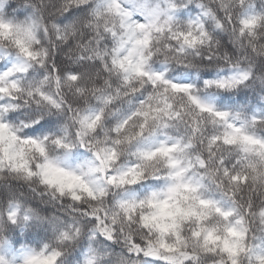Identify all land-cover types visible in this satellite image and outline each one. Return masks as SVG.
Segmentation results:
<instances>
[{"label":"clouds","instance_id":"1","mask_svg":"<svg viewBox=\"0 0 264 264\" xmlns=\"http://www.w3.org/2000/svg\"><path fill=\"white\" fill-rule=\"evenodd\" d=\"M109 3L4 0L0 7V16L31 31L0 39V73H8L0 79L8 89L0 92V123L16 137L0 132V264H148L130 250L131 240L156 238L140 224L152 211L140 202L154 193L163 199L180 182H200L203 195L224 204L235 200L244 215L250 200L264 208V176L254 182L250 169L234 166L235 148L210 151L207 138L224 129L189 99L239 113L264 137V0H120L130 21L145 25L134 29L122 28ZM165 81L192 87L180 92ZM169 145L178 147L162 151ZM221 157L247 183L214 172ZM180 167L187 171L178 178ZM258 168L264 173V163ZM247 218L246 246L258 248L264 223ZM239 260L256 264L248 254Z\"/></svg>","mask_w":264,"mask_h":264},{"label":"snow or ice","instance_id":"2","mask_svg":"<svg viewBox=\"0 0 264 264\" xmlns=\"http://www.w3.org/2000/svg\"><path fill=\"white\" fill-rule=\"evenodd\" d=\"M4 0H0V7ZM71 6V5H70ZM79 5L77 4V8ZM111 11L121 18V26L125 29L144 28L143 23L133 24L129 17L130 12L124 8L120 0H110ZM80 11L84 9L80 8ZM148 15L157 14V10H146ZM69 15H72L70 12ZM254 21H245V26ZM21 34L30 37V27L25 26L15 20L5 19L0 16V39L12 37L13 34ZM188 41V37H184ZM197 37L192 38L195 43ZM17 45L22 46L21 51L24 55L31 58L33 53L24 44L23 40L17 39ZM121 41V47L124 46ZM137 44L146 43V40H137ZM129 59L128 57L124 58ZM121 66L124 60L116 61ZM137 72L142 69L138 66ZM8 73H0V79ZM160 75L156 80H161ZM170 83L171 88L176 91L188 93L192 87L189 84L178 85ZM209 86L216 85L224 87L221 81H208ZM16 87L15 84L12 85ZM7 88H0V92H7ZM191 102L196 105L200 112L207 113L212 117V123L222 125L224 131L218 135H211L207 138L209 149L214 150L217 145L228 148H235L240 156L235 165H243L253 172L252 180L258 182L264 173L259 171L258 165L264 163V137L250 133L245 123L241 122L239 113L233 115L224 111H217L209 103H202L197 97L189 95ZM147 115V113H144ZM194 131H199L198 127ZM0 132H7L15 140V134L9 126L0 123ZM5 137L0 135V141ZM177 145H169L162 148L165 153L175 151ZM255 157V160L250 159ZM197 164L201 168L207 167V162L197 157ZM221 168L214 169L217 174H222L224 178L233 184L247 183V175L233 174L231 169L225 165V160L221 157L218 161ZM179 161H172L173 166H178ZM188 168L193 167L189 162ZM187 168L180 167L175 173L176 177H183ZM78 179V178H77ZM136 177L130 181L134 183ZM71 186V185H69ZM217 188H222V183L217 182ZM203 185L200 182H180L170 186L168 195L163 199H158L157 194H153L146 201L140 202V207L145 204L152 209L150 213H144L140 217L141 226L151 235L156 234L155 239H147L143 242L136 240L130 241V250L133 254L143 257L148 264H203L204 257L219 256L217 264H240L239 257L248 254L256 261V264H264V243L258 248L246 246L249 231L248 216H255L261 223H264V208H256L250 200L246 206L244 215L240 206L235 200L224 204L211 196L202 194ZM226 199H231L226 197ZM123 207V205H122ZM189 227L190 237L184 235L185 227ZM256 239V237H253Z\"/></svg>","mask_w":264,"mask_h":264}]
</instances>
